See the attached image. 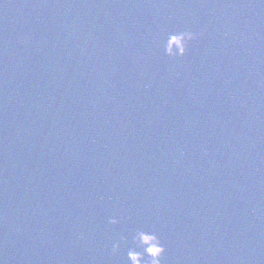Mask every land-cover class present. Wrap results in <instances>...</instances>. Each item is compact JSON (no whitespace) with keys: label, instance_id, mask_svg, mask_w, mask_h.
<instances>
[{"label":"water","instance_id":"1","mask_svg":"<svg viewBox=\"0 0 264 264\" xmlns=\"http://www.w3.org/2000/svg\"><path fill=\"white\" fill-rule=\"evenodd\" d=\"M138 229L264 264V0H0V264H130Z\"/></svg>","mask_w":264,"mask_h":264},{"label":"clouds","instance_id":"2","mask_svg":"<svg viewBox=\"0 0 264 264\" xmlns=\"http://www.w3.org/2000/svg\"><path fill=\"white\" fill-rule=\"evenodd\" d=\"M196 38V34L190 31L173 33L169 42L164 45V54L172 58H182L188 52L189 42ZM109 223L118 224L120 220L110 218ZM121 240L127 242V237L122 236ZM132 245L133 247L127 251V260L130 264H161L166 252L160 238L155 233L144 230H136L132 237ZM111 251L112 255H117L120 251V243H114Z\"/></svg>","mask_w":264,"mask_h":264}]
</instances>
